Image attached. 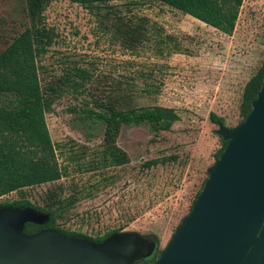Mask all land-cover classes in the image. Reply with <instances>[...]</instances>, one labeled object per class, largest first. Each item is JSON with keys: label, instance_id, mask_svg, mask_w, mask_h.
<instances>
[{"label": "rangeland", "instance_id": "1", "mask_svg": "<svg viewBox=\"0 0 264 264\" xmlns=\"http://www.w3.org/2000/svg\"><path fill=\"white\" fill-rule=\"evenodd\" d=\"M28 3L0 0V52L30 26ZM37 17L38 28L47 33L45 50L37 59L40 86L52 98L45 121L57 164L68 168L67 175L12 192L1 197L0 204L24 197L46 208L49 195L66 203L81 189L73 205L63 204L57 220L61 228L97 238L121 227L153 243L156 237L158 249H163L221 146L218 125L209 114L222 117L230 129L241 121L243 88L264 59V0L242 1L230 36L150 1L85 7L50 0ZM119 19L146 29L135 48H128L125 37L116 32ZM107 105L172 108L180 120L157 137L145 125L121 127L115 145L129 164L78 172L68 157L85 153L87 160L102 149L104 139V132L86 121L83 111ZM159 157L177 161L136 182L141 163ZM112 175L115 179L109 180ZM98 182L99 189L88 191ZM140 190L144 197L133 198ZM141 205L144 213L127 222L126 213Z\"/></svg>", "mask_w": 264, "mask_h": 264}, {"label": "trees", "instance_id": "2", "mask_svg": "<svg viewBox=\"0 0 264 264\" xmlns=\"http://www.w3.org/2000/svg\"><path fill=\"white\" fill-rule=\"evenodd\" d=\"M48 1L50 0H28V14L31 18L30 26L0 52V198L24 188L58 181L67 175L68 168H59L57 164L55 148L45 121V114L51 110L52 98L45 96L38 76L37 59L45 50L44 44L47 43V33L44 29L38 28L37 15ZM63 1L85 7L104 5L115 1L124 3L159 2L230 36L234 31L243 0ZM138 21L142 22L141 19ZM115 30L119 35L125 37V43L132 44H125L128 48H135V44L140 42V39L145 36L144 32H146L142 25L131 26L123 22L122 19H119ZM76 72L80 75L85 74V71L81 69L76 70ZM263 77L264 59L256 74L249 79L243 88L239 106L241 117L239 124L243 122L251 111V104L260 91ZM83 113V118L86 121L93 126L100 127V130L104 132V139L102 149L99 152L92 153L89 159L85 160V153L80 156L72 155L68 157L69 162L76 163L78 172L108 171L110 169L123 168L129 164L127 155L115 145V139L121 127L145 125L148 126L152 135L157 137L163 132H169L172 126L180 120L174 109L162 106H140L121 109L117 106L107 105L106 108H103V106H99L97 109L87 108ZM209 120L214 124L224 125V119L213 113L209 114ZM219 139L221 146L215 153V162L227 145V142L223 141L221 137ZM176 161V157H159L147 160L141 163L138 170L139 173L134 177V180L136 182L143 181L151 171L159 167L173 165ZM113 179H115V176L113 177L112 175L109 180ZM206 179L195 194L189 211L202 190ZM100 186L101 182L95 183L88 191L97 190ZM80 191L81 189L75 190L66 203L64 200L55 197L56 195H49V202H47L46 208L35 206L24 197L0 204V206L31 208L49 216V221L45 225L26 224L24 228L26 235L51 229L62 236L87 238L99 243L111 234L122 232L120 227L105 233L101 237L91 238L84 234L61 228L57 220L62 216L63 204L73 205L81 196ZM131 194L128 193V195ZM141 197H144L143 190L133 195V198ZM135 208L133 213H126L127 222L135 220V218L144 213L143 205ZM154 244L155 250L152 255L142 258L134 264H153L160 252L158 249L159 242L156 237Z\"/></svg>", "mask_w": 264, "mask_h": 264}, {"label": "water", "instance_id": "3", "mask_svg": "<svg viewBox=\"0 0 264 264\" xmlns=\"http://www.w3.org/2000/svg\"><path fill=\"white\" fill-rule=\"evenodd\" d=\"M216 134L227 145L153 264H264V77L243 122L219 124ZM48 221L31 208L0 207V264H134L155 250L133 232L99 243L51 229L24 233Z\"/></svg>", "mask_w": 264, "mask_h": 264}, {"label": "flooded vegetation", "instance_id": "4", "mask_svg": "<svg viewBox=\"0 0 264 264\" xmlns=\"http://www.w3.org/2000/svg\"><path fill=\"white\" fill-rule=\"evenodd\" d=\"M0 207H6V206H0Z\"/></svg>", "mask_w": 264, "mask_h": 264}]
</instances>
